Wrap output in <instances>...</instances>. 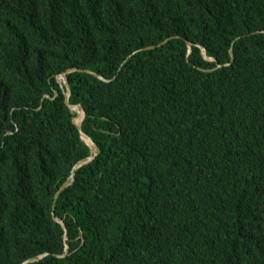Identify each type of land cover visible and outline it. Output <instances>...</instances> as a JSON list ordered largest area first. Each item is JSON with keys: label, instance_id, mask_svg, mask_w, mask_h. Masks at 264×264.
Here are the masks:
<instances>
[{"label": "trees", "instance_id": "16d2710c", "mask_svg": "<svg viewBox=\"0 0 264 264\" xmlns=\"http://www.w3.org/2000/svg\"><path fill=\"white\" fill-rule=\"evenodd\" d=\"M72 70L100 152L53 215L93 156ZM43 255L264 264V0H0V264Z\"/></svg>", "mask_w": 264, "mask_h": 264}, {"label": "water", "instance_id": "95a60500", "mask_svg": "<svg viewBox=\"0 0 264 264\" xmlns=\"http://www.w3.org/2000/svg\"><path fill=\"white\" fill-rule=\"evenodd\" d=\"M169 41H170V39L167 40L166 42H164L163 44H161L160 47H162L163 45L167 44ZM189 47L191 48L192 44L189 43ZM154 49H156V46L149 47L147 50H154ZM201 49H202L203 56H204V58L206 60H208V61H213L214 60V59H211V58H209L207 56L206 49L204 47H202ZM233 61H234V58H233ZM73 72H77V71L76 70H72V71H68L66 73H63L62 75H59L58 76V81L61 84L62 88L65 89V97H66L67 106L71 109V111H74L77 114L76 118L74 119V124L78 127V129H79V131L81 133L82 139L93 150V156H91V157L83 160L79 164H77L75 166V168L73 170V173H72L71 177L69 178V180L57 192V194L55 196L53 215H55L56 204H57L61 194L73 184V182L75 180V175H76L77 170L82 168L84 165L92 163L96 159V157L98 156V154L100 152L98 147L96 146L95 142L82 131V124H83V122L85 120V117H86V112H85L84 108L82 106H80V105L74 106V105L70 104L71 88H70V83H69V80H68V75L70 73H73ZM85 73L93 75V76L99 78L100 80H102L104 82H109V81L105 80L103 77H101V76H99V75H97V74H95V73H93L91 71H86ZM82 114H83V118H82L81 123L79 124L78 123V119H79L80 116H82ZM56 221L64 228V230L67 233V229L65 227L64 221H62L61 219H56ZM66 241H67V238H66ZM68 253H69V246L67 245L65 256L68 255ZM46 256L47 255H43V256L31 259V260L27 261L24 264H33V263L39 262V261L43 260Z\"/></svg>", "mask_w": 264, "mask_h": 264}, {"label": "bare ground", "instance_id": "6f19581e", "mask_svg": "<svg viewBox=\"0 0 264 264\" xmlns=\"http://www.w3.org/2000/svg\"><path fill=\"white\" fill-rule=\"evenodd\" d=\"M82 118H83V114H82V116H81V121H82ZM81 121H80V123H81ZM80 123H79V124H80Z\"/></svg>", "mask_w": 264, "mask_h": 264}]
</instances>
